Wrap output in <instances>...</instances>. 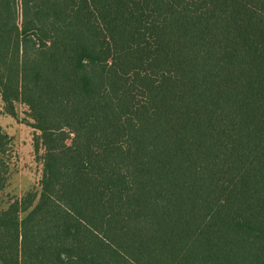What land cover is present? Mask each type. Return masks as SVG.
<instances>
[{
    "label": "trees",
    "instance_id": "1",
    "mask_svg": "<svg viewBox=\"0 0 264 264\" xmlns=\"http://www.w3.org/2000/svg\"><path fill=\"white\" fill-rule=\"evenodd\" d=\"M0 92V264H264V0H0Z\"/></svg>",
    "mask_w": 264,
    "mask_h": 264
},
{
    "label": "rangeland",
    "instance_id": "2",
    "mask_svg": "<svg viewBox=\"0 0 264 264\" xmlns=\"http://www.w3.org/2000/svg\"><path fill=\"white\" fill-rule=\"evenodd\" d=\"M1 99L2 97H0V103ZM18 110L19 120L11 117V122H3L6 117L0 110V123H3V126H0V131L8 134L11 138L9 152L6 155L10 161V173L7 186L0 194V209H6L12 201L21 199L32 189L39 190L42 178L43 164L39 157L43 155V151L37 157L34 150V134L36 132L24 123L27 108L19 105Z\"/></svg>",
    "mask_w": 264,
    "mask_h": 264
},
{
    "label": "crops",
    "instance_id": "3",
    "mask_svg": "<svg viewBox=\"0 0 264 264\" xmlns=\"http://www.w3.org/2000/svg\"><path fill=\"white\" fill-rule=\"evenodd\" d=\"M1 97V96H0ZM0 110L3 111V103H2V99H1V103H0ZM6 118L3 119V122H11L10 120H12V118L8 115H4ZM0 126H3V123H0ZM5 130H7L5 127H3Z\"/></svg>",
    "mask_w": 264,
    "mask_h": 264
}]
</instances>
